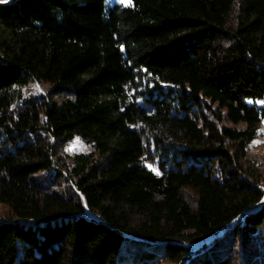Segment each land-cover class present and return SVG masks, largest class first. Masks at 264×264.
Instances as JSON below:
<instances>
[{
    "label": "trees",
    "instance_id": "obj_1",
    "mask_svg": "<svg viewBox=\"0 0 264 264\" xmlns=\"http://www.w3.org/2000/svg\"><path fill=\"white\" fill-rule=\"evenodd\" d=\"M263 123L264 0L0 3V264H264Z\"/></svg>",
    "mask_w": 264,
    "mask_h": 264
},
{
    "label": "rangeland",
    "instance_id": "obj_2",
    "mask_svg": "<svg viewBox=\"0 0 264 264\" xmlns=\"http://www.w3.org/2000/svg\"><path fill=\"white\" fill-rule=\"evenodd\" d=\"M15 0H6V2H0L2 4L12 3ZM106 8H111L115 5H121L129 7V5L121 3V0H105ZM40 92L43 93V89L40 88L38 83H33L28 86V91L26 95L39 96ZM232 129L235 128L232 125H229ZM66 151L70 155H76L80 153H89L91 152V147H89L81 138L76 137L73 142H71L67 147ZM251 159L260 167L262 166V171L264 172V123L261 125L259 130L258 138L251 144L250 147ZM7 213V208L0 205V217ZM220 239H226L225 237H219Z\"/></svg>",
    "mask_w": 264,
    "mask_h": 264
},
{
    "label": "snow or ice",
    "instance_id": "obj_3",
    "mask_svg": "<svg viewBox=\"0 0 264 264\" xmlns=\"http://www.w3.org/2000/svg\"><path fill=\"white\" fill-rule=\"evenodd\" d=\"M0 2H6V0H0ZM121 3L131 6V0H121ZM153 171H156L157 174H159L157 169H153Z\"/></svg>",
    "mask_w": 264,
    "mask_h": 264
}]
</instances>
